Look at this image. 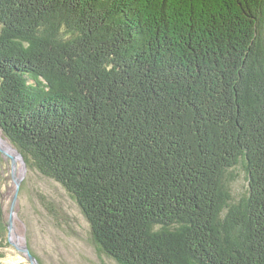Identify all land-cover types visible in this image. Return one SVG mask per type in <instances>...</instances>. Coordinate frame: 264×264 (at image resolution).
<instances>
[{"label": "trees", "instance_id": "obj_1", "mask_svg": "<svg viewBox=\"0 0 264 264\" xmlns=\"http://www.w3.org/2000/svg\"><path fill=\"white\" fill-rule=\"evenodd\" d=\"M0 127L117 263L264 264V0H0Z\"/></svg>", "mask_w": 264, "mask_h": 264}, {"label": "rangeland", "instance_id": "obj_2", "mask_svg": "<svg viewBox=\"0 0 264 264\" xmlns=\"http://www.w3.org/2000/svg\"><path fill=\"white\" fill-rule=\"evenodd\" d=\"M0 164V190L8 223L17 186L11 161L4 154ZM21 167L19 162L18 178L23 177ZM237 173L232 188L240 192L244 190L247 173L243 172V166H239ZM24 176L15 205L14 229L11 234L8 232L9 237L0 233V264H31L27 255L10 241V236L20 244H27L40 264H119L99 251L88 220L62 185L29 170L28 164Z\"/></svg>", "mask_w": 264, "mask_h": 264}, {"label": "water", "instance_id": "obj_3", "mask_svg": "<svg viewBox=\"0 0 264 264\" xmlns=\"http://www.w3.org/2000/svg\"><path fill=\"white\" fill-rule=\"evenodd\" d=\"M1 130V127H0ZM5 138H3L0 134V150L1 152L4 154L5 157H7L12 164V168H13V180L16 183L17 189H16V194L14 196L13 199V203L10 209V217H9V222H8V228H9V233L11 234L13 229H14V211H15V205L18 199V194H19V189L21 186V182L23 180V177H25L24 175L26 174L27 171V162L24 158V156L22 155V153L9 141V146L10 148H13V150H10L9 148L5 147L4 143L5 142ZM19 162L21 163L22 167H21V173H22V178H18L17 176V169L19 166ZM10 240L11 242L15 245V247L22 251L23 253H25L29 259V261L31 262V264H40L39 260L31 253V250L29 248V246L27 244H20L18 242H16L14 240V236H10Z\"/></svg>", "mask_w": 264, "mask_h": 264}, {"label": "bare ground", "instance_id": "obj_4", "mask_svg": "<svg viewBox=\"0 0 264 264\" xmlns=\"http://www.w3.org/2000/svg\"><path fill=\"white\" fill-rule=\"evenodd\" d=\"M3 143H4V142H3ZM4 145H5V147L9 148L10 150H13V148H10L9 144H5V143H4Z\"/></svg>", "mask_w": 264, "mask_h": 264}]
</instances>
